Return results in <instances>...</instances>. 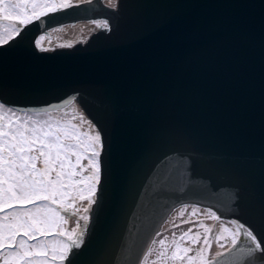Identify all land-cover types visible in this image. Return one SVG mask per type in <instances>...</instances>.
<instances>
[{
    "label": "water",
    "instance_id": "obj_1",
    "mask_svg": "<svg viewBox=\"0 0 264 264\" xmlns=\"http://www.w3.org/2000/svg\"><path fill=\"white\" fill-rule=\"evenodd\" d=\"M73 3L28 26L22 43L0 46V103L60 105L53 117L82 115L104 136L76 264H164L159 240L170 245L173 232L201 222L212 229L207 258L221 251L219 264H233L229 240L216 242L221 227L264 230V0ZM42 35L48 51L35 47ZM165 158L176 170L162 184Z\"/></svg>",
    "mask_w": 264,
    "mask_h": 264
},
{
    "label": "snow or ice",
    "instance_id": "obj_2",
    "mask_svg": "<svg viewBox=\"0 0 264 264\" xmlns=\"http://www.w3.org/2000/svg\"><path fill=\"white\" fill-rule=\"evenodd\" d=\"M78 6L73 0H0V46L22 43L26 28L34 22ZM107 7L116 8L117 0H108ZM93 23L109 27L107 21ZM44 39H35L40 51H48L42 47ZM60 107L29 112L0 103V264H76L74 257L85 243L89 213L101 182L105 139L82 115L53 117V110ZM160 163L167 170L160 177L166 184L176 165L166 158ZM78 202H86V206L78 207ZM198 211L193 208L192 215ZM208 214L219 219L214 212ZM180 216H184L183 210ZM73 218L75 225L68 227ZM230 223L234 230L221 227L216 236L218 246L225 248L221 241L229 240L227 254L233 257V264H264V230L236 220ZM173 227L180 224L173 222ZM194 227L203 228V240ZM211 232L202 222L178 237L173 232L175 239L170 245L165 246L167 237L159 240L162 250L157 260L164 264H219L217 258L224 252L217 251L212 260L207 258Z\"/></svg>",
    "mask_w": 264,
    "mask_h": 264
},
{
    "label": "rangeland",
    "instance_id": "obj_3",
    "mask_svg": "<svg viewBox=\"0 0 264 264\" xmlns=\"http://www.w3.org/2000/svg\"><path fill=\"white\" fill-rule=\"evenodd\" d=\"M42 36L45 37V35H42ZM38 39H39V38H38ZM44 41H45V39H44ZM44 41L41 42V43H42V47L44 46Z\"/></svg>",
    "mask_w": 264,
    "mask_h": 264
},
{
    "label": "flooded vegetation",
    "instance_id": "obj_4",
    "mask_svg": "<svg viewBox=\"0 0 264 264\" xmlns=\"http://www.w3.org/2000/svg\"><path fill=\"white\" fill-rule=\"evenodd\" d=\"M53 114V113H52Z\"/></svg>",
    "mask_w": 264,
    "mask_h": 264
}]
</instances>
